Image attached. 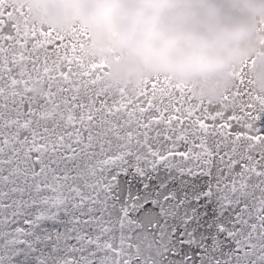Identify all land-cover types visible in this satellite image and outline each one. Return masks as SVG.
<instances>
[{
	"label": "snow or ice",
	"instance_id": "6c2138e0",
	"mask_svg": "<svg viewBox=\"0 0 264 264\" xmlns=\"http://www.w3.org/2000/svg\"><path fill=\"white\" fill-rule=\"evenodd\" d=\"M0 0V264H264V96L135 89Z\"/></svg>",
	"mask_w": 264,
	"mask_h": 264
},
{
	"label": "clouds",
	"instance_id": "9594fccd",
	"mask_svg": "<svg viewBox=\"0 0 264 264\" xmlns=\"http://www.w3.org/2000/svg\"><path fill=\"white\" fill-rule=\"evenodd\" d=\"M31 19L57 28L73 20L87 25L100 52L122 51L109 73L120 83L148 72L199 77L198 93L219 95L222 70L257 54L251 39L264 0H17ZM254 78L264 91V55H256Z\"/></svg>",
	"mask_w": 264,
	"mask_h": 264
},
{
	"label": "rangeland",
	"instance_id": "374dc122",
	"mask_svg": "<svg viewBox=\"0 0 264 264\" xmlns=\"http://www.w3.org/2000/svg\"><path fill=\"white\" fill-rule=\"evenodd\" d=\"M37 23H43V22H37ZM74 24H79L84 29H86V31L88 33L87 39L84 41L85 50L87 52H89L92 56H94L98 61H103L106 63L107 67L103 73V79L105 81H107L108 83L113 84V85H120V86L128 88L129 90H133L147 78L155 77V76H159V75H165V76H168L175 83L187 85L189 88V91L191 92L192 95L197 93L198 87H193L194 78L196 76L186 77L185 80H181V79H179V76H177L171 72H167V71L144 73L134 82L120 83L118 81L113 80L110 76V73H109V67H110L109 61H110V59H119L120 57H122L124 55V53L122 51H118L114 48H110L107 52L98 51L96 48L95 42L92 40L90 29L87 27V25L79 22L78 20H73V21L69 22L68 24H66L65 26L60 27V28H57V27H54L51 25H49V26H51L57 30H60V31H66L69 28H71L72 25H74ZM255 32H257V33L252 34L251 39L257 44V46H259V44L263 43V41H264L263 38L260 36V34H264V30H258ZM258 33H260V34H258ZM256 55H264V50L260 46H259V48H257V54ZM256 55H249V56H252L253 58L256 59ZM231 66H232V63L227 68L222 70L221 77L225 76L226 79L229 78V76L226 75V73L231 68Z\"/></svg>",
	"mask_w": 264,
	"mask_h": 264
},
{
	"label": "bare ground",
	"instance_id": "6f19581e",
	"mask_svg": "<svg viewBox=\"0 0 264 264\" xmlns=\"http://www.w3.org/2000/svg\"><path fill=\"white\" fill-rule=\"evenodd\" d=\"M253 20H254V29H253L252 34L257 33L255 31H258V30H264V15H256L253 17ZM258 34H260V33H258ZM260 36L264 40V34H260ZM259 46L264 50V41H263V43L259 44ZM259 46H258V48H259ZM244 61L249 62L248 67H247V75H248V79L250 81V86H251L253 92L258 96H264V91H258L256 88V80L254 78V65L256 63V59L253 58L252 56H245V57L239 59L238 61H234L232 63L231 68L226 73V75H228L229 78L226 79L225 76H222V78L225 81V84H224V87L222 88V90L220 91L218 96H216L214 98H206L203 95L199 94L198 91L193 96L195 98H197L198 100H204L208 103H220L224 97L225 92L233 87V85L235 83V73L239 69L241 63H243ZM179 79L185 80L186 77H180L179 76ZM199 79L200 78L197 76L194 78L193 87H198Z\"/></svg>",
	"mask_w": 264,
	"mask_h": 264
}]
</instances>
